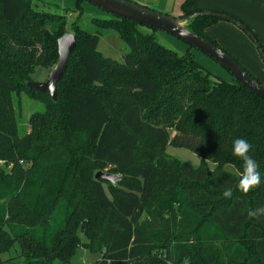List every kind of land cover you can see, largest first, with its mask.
I'll return each instance as SVG.
<instances>
[{
  "label": "trees",
  "instance_id": "obj_1",
  "mask_svg": "<svg viewBox=\"0 0 264 264\" xmlns=\"http://www.w3.org/2000/svg\"><path fill=\"white\" fill-rule=\"evenodd\" d=\"M33 1L0 0V264L16 243L26 264L68 263L78 247L99 256L93 264H264V215H247L264 206V100L235 79L212 80L152 28L111 16L91 19L92 34L80 14L54 102L25 83L36 65L58 60L68 22ZM197 12L184 0L178 18ZM220 22L231 23L198 16L185 27L218 47L206 30ZM105 31L128 47L120 63L97 51ZM27 91L49 102L20 136L13 97ZM237 138L252 145L261 173L248 193L237 187ZM169 146L188 149L200 165L168 156ZM98 171L121 180H96Z\"/></svg>",
  "mask_w": 264,
  "mask_h": 264
},
{
  "label": "rangeland",
  "instance_id": "obj_2",
  "mask_svg": "<svg viewBox=\"0 0 264 264\" xmlns=\"http://www.w3.org/2000/svg\"><path fill=\"white\" fill-rule=\"evenodd\" d=\"M125 1L131 4H136L148 10L149 9L153 10L162 15H167L172 18L178 19V17L181 14L180 6L184 0H125ZM212 1L213 0H204L203 3L209 5V3H211ZM214 1L220 2L222 4H227V2L223 0H214ZM244 1H248V0H242V2ZM76 4H77V0H34L32 5L39 11L43 10L52 14L65 15L66 21L68 22L65 29L66 33L67 32L71 33L72 24L77 20L80 14L81 16L78 21H80L81 27L87 33L89 32L92 34L97 31V28L92 24V22L90 21L91 19L103 20V19L111 18L110 14L106 13L105 11H102L100 8L90 4L89 2L86 1L79 2V5L81 6V11L77 10ZM234 8L239 10L238 12L240 15H243V13H245L243 6L237 5ZM200 12L220 14L219 12H214V11L210 12L204 9L201 10ZM222 14L227 15L228 13L226 14L222 12ZM252 18L253 19L249 20L251 23L254 24L255 22L257 24L260 23L261 25H264V16L257 15ZM237 20L241 22L239 18ZM183 24L184 26H186L187 22H183ZM242 24L246 26L244 22ZM231 25L233 24L231 23ZM246 27L248 28L249 32L256 38L254 32H252V30L248 26ZM240 32L242 31L240 30ZM155 34L157 35L159 42L164 47H168L169 49L176 51L179 55L187 54V53L191 54L195 62L197 64H200L210 74V78L212 80H222L225 81L226 83L234 82L230 73H228L220 64L209 58L200 50L190 47L188 44H186L182 40L181 41L178 40L172 35L163 34L159 31H156ZM243 34H246V36H248L247 33H243ZM208 38L211 41H215V43L218 45L219 48L223 49L228 55L234 58L235 61L239 63L243 69H246V71L255 80H257L258 82L264 85L263 78H260L252 69L247 67L245 63L233 57V55H231L230 52L228 53L224 48L221 47L218 41L212 39L211 37ZM248 38L251 40L249 36ZM97 51L100 52L103 56L110 58L119 63L120 61L123 60L124 55H126L129 52L128 47L120 39H118V37L114 33L110 31H105L103 33V37L99 41ZM56 63L57 60L52 61L48 64L36 65L35 71L30 75L32 81L36 83L44 82L48 78L50 71L54 68ZM13 101H14L15 116H17L16 118H17L18 132L20 136L28 135L30 129L29 126L30 118L34 114L35 115L42 114L45 111L46 104L47 102H49V100L46 96L40 97L34 93H30L27 91V92H21L18 95V97L14 96ZM174 134L175 132L171 130L170 136L172 137ZM166 154L170 157L180 160L182 163H187L194 167H198L201 163V159L198 158L196 155H194L188 149H181V148H175L169 146L166 150ZM0 166L4 167L7 170V168L4 166V164H2V162H0ZM209 170L210 171L214 170V166L211 163H209ZM229 170L231 169L229 168ZM184 188L186 189L187 186H184ZM190 193L194 194L195 193L194 189L193 190L190 189ZM143 218H145V215H142V219ZM171 229H172L171 237H173V240L171 242L174 243L176 242V240L174 239L176 238L175 235L177 231L174 230L173 227H171ZM79 238L81 239L82 242L85 243L87 242V239H85L82 233H79ZM20 255H21L20 245L16 243L7 253L1 255L3 260L2 264H26L23 257H21ZM73 255L74 256L70 259L68 263H63V264H93L94 261H96L99 258V256L96 255L95 253L93 254L90 250L82 247H78V249L74 252Z\"/></svg>",
  "mask_w": 264,
  "mask_h": 264
},
{
  "label": "water",
  "instance_id": "obj_3",
  "mask_svg": "<svg viewBox=\"0 0 264 264\" xmlns=\"http://www.w3.org/2000/svg\"><path fill=\"white\" fill-rule=\"evenodd\" d=\"M90 4L100 8L102 11L116 17L117 19H125L131 22H135L147 28H152L163 34H169L182 40L190 47L200 50L212 60L220 64L232 78L235 79L244 89L255 94L259 99L264 100V85L260 84L247 74L242 67L228 56L220 48L210 44L198 34L191 32L187 29L183 22H188L192 18L198 16L205 17H218L225 21H229L236 25L243 31L244 27L239 24L235 19L227 17L218 13H204L197 12L192 17L188 18H172L167 15H162L153 10L140 7L136 4H131L125 0H84ZM247 32V31H246ZM247 35L251 38L254 47L257 48L258 54L262 63H264V49L258 44L255 37L247 32ZM76 48V37L72 33H65L57 40V53L58 60L54 68L50 71L48 78L42 83L27 82L26 87L34 90L37 93H48L51 100L56 102L57 100V86L58 82L63 78L67 71L68 60L73 54ZM96 180L110 182L112 185L121 180V177L113 175L109 172L98 171L94 174Z\"/></svg>",
  "mask_w": 264,
  "mask_h": 264
},
{
  "label": "crops",
  "instance_id": "obj_4",
  "mask_svg": "<svg viewBox=\"0 0 264 264\" xmlns=\"http://www.w3.org/2000/svg\"><path fill=\"white\" fill-rule=\"evenodd\" d=\"M213 1L207 5L203 3L204 0H194L195 9L198 11L204 9L206 11H214L221 14L222 12L228 13L227 15H231V17L239 18L242 23L244 22L246 26L254 32L259 44L262 43L264 47V25L255 22L253 24L249 21L253 19L252 17L257 15L264 16L263 0H248L249 2H242V0H223L226 1L227 4ZM237 5L244 7L245 13H243V15H240L238 12L239 10L234 8ZM206 34L208 37L218 41L221 47L228 53L230 52L233 57L245 63L247 67L252 69L260 78L264 79V63H262L256 47H254L252 40H250L246 34L240 32L237 26H233L231 23L227 24L220 22L207 29Z\"/></svg>",
  "mask_w": 264,
  "mask_h": 264
},
{
  "label": "clouds",
  "instance_id": "obj_5",
  "mask_svg": "<svg viewBox=\"0 0 264 264\" xmlns=\"http://www.w3.org/2000/svg\"><path fill=\"white\" fill-rule=\"evenodd\" d=\"M252 145L243 138H237L233 141L232 153L235 157L243 161V171L238 181V189L243 193H248L261 184V173L257 162L249 155ZM233 194L232 188H227L223 193L224 198H230ZM249 218H257L264 215V206L249 210Z\"/></svg>",
  "mask_w": 264,
  "mask_h": 264
}]
</instances>
